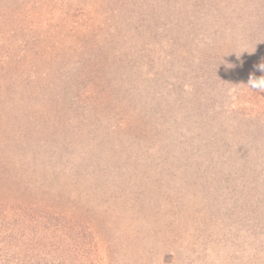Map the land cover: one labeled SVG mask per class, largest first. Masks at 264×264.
<instances>
[{"label": "rangeland", "instance_id": "1", "mask_svg": "<svg viewBox=\"0 0 264 264\" xmlns=\"http://www.w3.org/2000/svg\"><path fill=\"white\" fill-rule=\"evenodd\" d=\"M89 2L98 11L106 1ZM83 3L0 0V264H61L62 252L70 257L68 264H264V216L251 218L252 201L261 200L264 207L258 190L264 182V149L256 155L231 142L234 131L244 128L242 143L249 136L264 141L263 109L233 107L228 120L234 122L221 129L227 139L217 145L221 156L208 154L204 146L208 127L201 114L199 119L183 110L175 112L171 126L138 128L135 120L147 111L141 102L131 104L134 124L129 122L124 133L111 131L116 122H109L104 104L100 114L87 117L93 124L80 130L76 124L70 131L59 120L47 122V112L39 115L38 127L27 126V114L38 102L22 106L19 93L34 79L26 77L46 82L51 76L44 62L62 49L63 57L71 58L57 40L72 28L81 31L75 7L88 6ZM106 12L104 7L99 13ZM162 29L145 31L143 40L130 38L128 55L139 62L150 56L154 67H163L160 57L168 49L154 45L158 33L166 35ZM185 49L191 51L184 53L189 60L201 54L191 43ZM189 60L180 67L191 66ZM178 69L171 76L184 74ZM25 127L33 128L32 137L21 135ZM231 147L234 153L227 158Z\"/></svg>", "mask_w": 264, "mask_h": 264}, {"label": "trees", "instance_id": "2", "mask_svg": "<svg viewBox=\"0 0 264 264\" xmlns=\"http://www.w3.org/2000/svg\"><path fill=\"white\" fill-rule=\"evenodd\" d=\"M103 1L106 2L99 5L98 11L93 8L95 5L92 6L90 2L87 4L88 0L83 3L87 7H81V10L75 7L82 19L81 31L72 28L67 37L57 40L70 51L71 58H64L62 49L63 54L57 55L55 52L54 59L44 62V70L50 73V79L36 83L37 75H27L26 79H34L19 93L23 99L22 106L38 102V107L30 108L27 114V126L38 127L39 115L44 116L47 112V122L59 120L66 127L70 125L67 128L70 131L80 130V126L93 124L87 117L100 114L104 104L109 122H116L115 130L112 128L111 131L115 134L124 133V127L130 122L128 113L134 110L133 104L139 105L141 102L147 111L145 117L135 120V124L139 123L138 128L143 124L171 126L175 112L182 113L183 110L195 112L197 116L201 114L202 124L208 127L202 139L204 146L210 150L208 154L219 156L218 141L220 138L227 139V134L221 129L224 126L226 129L234 122L233 119L228 120L235 112L233 107L249 105L264 110V92L246 85L250 75L254 78L264 76V72L257 67L264 63V0ZM104 7L107 12L99 13ZM158 28L166 30L165 36L160 32L155 37L159 40L164 38V42L158 40V43H154L158 46L164 44L168 49L160 57L163 67H158V63L157 68L154 67L156 62L150 56L148 60L139 62V59L134 60L128 55L133 47L130 38L136 36L133 39L143 40L146 37L141 34ZM169 31L171 33L168 36ZM95 40L98 43L96 45ZM190 43L201 52L193 55L196 57L193 60L187 56L191 55V51L186 53L185 49V46L190 47ZM188 60L191 66L193 61L197 62L194 64L197 73L191 70L190 62L185 67L188 71L180 67ZM174 66L179 67L177 73L184 74L171 76L170 72L177 69ZM152 78L158 82L157 86L152 84L155 82ZM134 81L137 83L133 84ZM40 93L45 95L43 100L39 99ZM39 103L43 109L39 108ZM261 121L264 123V117ZM178 123L184 124L182 121ZM73 124H76V129L72 127ZM216 126L219 129L214 130ZM33 132V128L25 127L21 135L29 138ZM244 132L245 128L234 131L231 142L235 147L244 144L256 155L259 154L264 149V141L253 142L252 136H249L248 142L244 138L242 143L239 138L246 135L247 132ZM248 134L252 135L250 132ZM138 135L149 138L145 132H139ZM143 146L151 149L148 144ZM231 149V152H221L227 154L228 151V155H225L228 158L234 153L233 147ZM25 154L24 151L23 157ZM33 156L37 158L39 154ZM72 167L69 166L70 169ZM32 169L29 165L28 171L32 172ZM258 186V190L264 193V182ZM261 204V200L252 201L253 222L256 216H264ZM47 218L48 214L45 213L44 220L47 221ZM68 220L66 218L63 221ZM63 230L57 229L59 234ZM62 247L60 249L64 251ZM61 256V264H68L66 259L70 257L64 252Z\"/></svg>", "mask_w": 264, "mask_h": 264}, {"label": "clouds", "instance_id": "3", "mask_svg": "<svg viewBox=\"0 0 264 264\" xmlns=\"http://www.w3.org/2000/svg\"><path fill=\"white\" fill-rule=\"evenodd\" d=\"M260 71L264 72V63L257 65ZM250 89L258 90L264 92V76L259 78H254L253 76H249L248 82L246 84Z\"/></svg>", "mask_w": 264, "mask_h": 264}]
</instances>
